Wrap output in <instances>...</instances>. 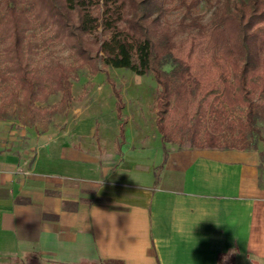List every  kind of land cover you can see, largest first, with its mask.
Masks as SVG:
<instances>
[{
	"label": "crops",
	"instance_id": "1",
	"mask_svg": "<svg viewBox=\"0 0 264 264\" xmlns=\"http://www.w3.org/2000/svg\"><path fill=\"white\" fill-rule=\"evenodd\" d=\"M95 119L41 134L0 121V264H264L262 150L164 155L127 127L107 154L118 123L97 118V142Z\"/></svg>",
	"mask_w": 264,
	"mask_h": 264
},
{
	"label": "trees",
	"instance_id": "2",
	"mask_svg": "<svg viewBox=\"0 0 264 264\" xmlns=\"http://www.w3.org/2000/svg\"><path fill=\"white\" fill-rule=\"evenodd\" d=\"M201 2L209 4L206 21L192 11ZM179 8L182 16L167 21ZM37 31L44 44L68 51L76 68L95 73L101 63L151 75L158 88L155 126L164 155L185 145L234 148L223 143L234 131L240 149L258 150L264 0H0L1 121L8 119L9 106L32 119H47L71 102L76 68L55 58L36 61L30 39ZM57 94L60 101L50 108L35 106ZM117 100L121 118L119 94ZM237 109L245 118L236 126L228 113ZM218 264H234L233 253L220 255Z\"/></svg>",
	"mask_w": 264,
	"mask_h": 264
},
{
	"label": "rangeland",
	"instance_id": "3",
	"mask_svg": "<svg viewBox=\"0 0 264 264\" xmlns=\"http://www.w3.org/2000/svg\"><path fill=\"white\" fill-rule=\"evenodd\" d=\"M208 5L206 2H201L192 11L206 21L210 15ZM183 12L184 8L172 10L167 14L166 19L173 23L182 16ZM30 40L33 46L32 56L36 61L55 58L76 68L68 51L63 50L60 46L43 43L40 31L35 32ZM96 69L93 73L89 67H78L72 72L70 79L72 99L64 112L47 119H39L38 117L32 119L28 113L17 112L15 106H9L5 110L8 119L2 121L14 128L27 129L41 134L49 131L52 127L55 128V131L64 132L67 128L88 118H96L95 130L97 133L95 138L98 142L102 135L98 134L97 118H111L112 115L118 123L119 131L113 138H108L107 143L105 142L100 152L106 150L108 154L112 149L119 148L124 143L120 137V130L126 132L127 127L130 130L129 133L139 131L149 138L153 136L152 140L155 144L161 143L155 126V104L158 88L153 77L151 75L138 76L125 69L104 67L101 63L97 64ZM117 94H119V103L123 104L120 111L121 118L116 117ZM60 98V94H57L49 97L44 103H36L35 106L50 108L57 104ZM258 104L255 111L260 117L256 121V127L259 129L261 140L256 146H258V150H262L260 160L264 164V144L262 141L264 139V101L258 102ZM244 118V112L239 109L228 113L229 122L234 123L236 126L238 121L244 120ZM236 133L237 131H234L233 134L226 133L225 142H223L225 145L233 146L232 149H240L242 144ZM186 147L187 145L182 148Z\"/></svg>",
	"mask_w": 264,
	"mask_h": 264
},
{
	"label": "clouds",
	"instance_id": "4",
	"mask_svg": "<svg viewBox=\"0 0 264 264\" xmlns=\"http://www.w3.org/2000/svg\"><path fill=\"white\" fill-rule=\"evenodd\" d=\"M226 259V258H225Z\"/></svg>",
	"mask_w": 264,
	"mask_h": 264
}]
</instances>
